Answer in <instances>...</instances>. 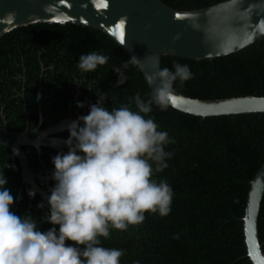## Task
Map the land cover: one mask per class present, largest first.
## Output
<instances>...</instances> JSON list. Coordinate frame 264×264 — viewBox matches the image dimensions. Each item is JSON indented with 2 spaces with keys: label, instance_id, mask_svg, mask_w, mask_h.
Wrapping results in <instances>:
<instances>
[{
  "label": "trees",
  "instance_id": "trees-1",
  "mask_svg": "<svg viewBox=\"0 0 264 264\" xmlns=\"http://www.w3.org/2000/svg\"><path fill=\"white\" fill-rule=\"evenodd\" d=\"M159 1L176 11H195L226 0ZM90 52L109 59L93 72H81L78 58ZM174 63L188 65L192 73L191 79L173 84L176 92L188 98L264 97V38L211 61L164 57L161 69L173 70ZM121 74L123 83L118 84ZM23 86L29 90L25 91V103ZM75 86L88 97L86 108L69 107ZM38 87L50 92L62 88L69 96L61 105H45L41 100V129L75 119V112L76 117L86 115L88 106L100 96L105 99L103 106L111 109L129 104V98L137 93L145 100L151 94L138 67L112 39L75 25H30L0 38V128L15 133L23 132L27 125L29 130L36 128ZM130 106L134 110V104ZM148 116L174 140L164 149L171 152L167 167L153 175L157 182L164 180L171 187V210L163 217L145 213L141 224L126 231L111 230L107 239H101V246L122 250L120 264H251L246 257L242 218L249 183L264 164V113L203 119L153 106ZM67 136L68 132L57 135ZM22 149L34 174L52 172L50 161L58 152L42 148L38 156L33 148ZM0 173L7 178L6 187L13 196L19 197L14 199L13 211L30 214L38 222L46 216L47 205L37 194L28 198L19 162L3 146ZM36 183L42 187L38 179ZM40 202L44 207L37 208ZM38 226L41 231L51 227L47 223ZM258 235L264 253V196Z\"/></svg>",
  "mask_w": 264,
  "mask_h": 264
},
{
  "label": "clouds",
  "instance_id": "clouds-1",
  "mask_svg": "<svg viewBox=\"0 0 264 264\" xmlns=\"http://www.w3.org/2000/svg\"><path fill=\"white\" fill-rule=\"evenodd\" d=\"M108 59L97 52L81 54L77 68L93 72ZM191 77L188 65L174 63L173 70L165 67L150 77L154 87L146 100L137 93L129 104L108 109L100 96L86 115L70 122L67 151L50 161L54 183L47 214L39 222L13 211L19 197L13 196L0 173V264H120L123 251L101 246V239L111 230L123 232L141 224L145 213L163 217L171 210V187L153 175L167 167L171 152L164 149L174 140L148 114L153 106L166 110L174 82L182 84ZM117 83H123L122 74ZM35 194L34 189L27 191L29 199ZM41 207L43 202L37 204ZM39 223L51 227L41 231Z\"/></svg>",
  "mask_w": 264,
  "mask_h": 264
},
{
  "label": "water",
  "instance_id": "water-1",
  "mask_svg": "<svg viewBox=\"0 0 264 264\" xmlns=\"http://www.w3.org/2000/svg\"><path fill=\"white\" fill-rule=\"evenodd\" d=\"M37 24L75 25L98 30L112 39L142 73L150 91V77L161 69L164 57L194 61L213 60L237 53L264 38V0H226L195 11H176L159 0H0V38L11 31ZM121 25V29H117ZM123 32V36L119 32ZM40 107V106H38ZM170 108L200 118L264 113V97L199 100L174 90ZM73 118L42 130V115L34 130L20 133L0 128V146L17 158L26 190L34 189L47 205L51 188L44 191L22 148L41 154L42 148L67 151L66 132ZM16 151V154L13 152ZM264 196V164L249 183L242 218L246 257L264 264L258 235V216Z\"/></svg>",
  "mask_w": 264,
  "mask_h": 264
},
{
  "label": "flooded vegetation",
  "instance_id": "flooded-vegetation-1",
  "mask_svg": "<svg viewBox=\"0 0 264 264\" xmlns=\"http://www.w3.org/2000/svg\"><path fill=\"white\" fill-rule=\"evenodd\" d=\"M32 55L34 56V53H32ZM42 88L43 87H41V88L38 87V89H37V97L35 99L37 107L38 106L42 107L41 100H43L45 105L55 104V103L58 105H61V104H65L67 102V100L69 99V96L66 93L61 91L62 88H60V92H59V90H54V91L50 92L46 89L43 91ZM25 91L29 92V90H26L23 86L21 94L24 97V103L26 102ZM70 95H72L73 98L69 99V103H68L69 107H76L77 102L83 103L84 106L82 108L87 107V104L89 102L88 97L82 94V92L79 90V87H76V86L73 87V89L70 91ZM29 98H30V94H27V99H29ZM30 105H32V103ZM78 109H81V108H78ZM74 114H75V119H73V120H76L77 119V117H76L77 112H75ZM42 130H44V129H42ZM64 133H67V131ZM38 176L39 177H45V176L47 177L48 176V178H49L46 181H44V180L42 181V180L38 179L40 181V184L42 185V187L41 186L40 187L44 191H47L48 187L52 188V186H53L52 182L53 181L51 182V178H50L51 172H48V171L45 173L39 172Z\"/></svg>",
  "mask_w": 264,
  "mask_h": 264
},
{
  "label": "bare ground",
  "instance_id": "bare-ground-1",
  "mask_svg": "<svg viewBox=\"0 0 264 264\" xmlns=\"http://www.w3.org/2000/svg\"><path fill=\"white\" fill-rule=\"evenodd\" d=\"M39 88H41V87H39ZM38 113H41V106L40 107H38ZM39 115V114H38ZM39 117V116H38ZM42 119H43V117H42ZM64 121V120H63ZM39 122V121H38ZM43 122H44V119H43ZM42 122V123H43ZM36 175H38V174H36ZM38 179V178H37ZM49 179V178H48ZM41 188V187H40ZM42 189V188H41ZM43 190V189H42ZM27 191V190H26ZM39 196V195H38ZM41 198V197H40Z\"/></svg>",
  "mask_w": 264,
  "mask_h": 264
},
{
  "label": "snow or ice",
  "instance_id": "snow-or-ice-1",
  "mask_svg": "<svg viewBox=\"0 0 264 264\" xmlns=\"http://www.w3.org/2000/svg\"><path fill=\"white\" fill-rule=\"evenodd\" d=\"M117 29H118V30L121 29V25H117ZM119 35H120V36H123V32H122V31L119 32Z\"/></svg>",
  "mask_w": 264,
  "mask_h": 264
}]
</instances>
